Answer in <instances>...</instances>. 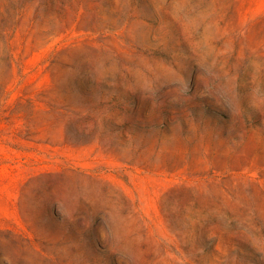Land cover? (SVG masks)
Wrapping results in <instances>:
<instances>
[{"label":"rangeland","instance_id":"obj_1","mask_svg":"<svg viewBox=\"0 0 264 264\" xmlns=\"http://www.w3.org/2000/svg\"><path fill=\"white\" fill-rule=\"evenodd\" d=\"M0 264H264V0H0Z\"/></svg>","mask_w":264,"mask_h":264}]
</instances>
